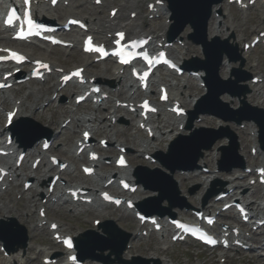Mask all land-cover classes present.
I'll return each instance as SVG.
<instances>
[{"label":"bare ground","instance_id":"1","mask_svg":"<svg viewBox=\"0 0 264 264\" xmlns=\"http://www.w3.org/2000/svg\"><path fill=\"white\" fill-rule=\"evenodd\" d=\"M5 1L6 0H0V4L2 5ZM86 1L88 2V0H86ZM121 2H122V4H119V13L117 14L116 19L111 20V21L108 20V16L107 17H103L102 14L99 13V12H94L92 16H79L80 19L84 20L89 25L90 32L95 34L96 39H99V41H101L102 38H106L109 33H112L114 31H116L117 30V26L123 25L124 28L127 30V32L130 35L137 34V32L142 29V25L144 23V18L142 16V12H141V9H140L141 0H127V1H122L121 0ZM219 7L220 6L214 7L213 10H217ZM126 9H130V13L127 15V17L124 14V11ZM108 12H109V10H108ZM35 13H36L37 16H44L46 14V11H45V9L42 6H36L35 7ZM131 13H136L137 14L136 18L134 20L130 19V14ZM164 15H166L165 12H164ZM261 16H262V18H264V10L261 12ZM217 19L213 16V18H211V20L209 21V24H208V36H209V38H212L213 36H220L222 38L224 37V35L221 34L222 31L218 32V31H215L214 28H213L214 23L216 22ZM113 22L116 24L115 26H113V24H112ZM166 27H167V25H165V24L164 25H159V23L155 22V27L154 28L159 29L161 35L157 34L152 29H148L147 30V34L148 35H153V36L157 35L156 37L158 39H160L163 36V32H164ZM228 29H231V27H228ZM2 34H3L2 39H1L2 41H0V42L5 43L7 45H16V46L21 45V43H13L12 41L7 40L6 39L7 37H6L5 33H2ZM103 35L105 37H102ZM234 43H236V42L234 41ZM0 47H2V46H0ZM178 55H179V56H177L178 61L187 58V55L183 54L182 51ZM180 56H183V57H180ZM190 56L199 57V54L198 53H190ZM246 56H247V53L243 52V58L245 59V61H246V58H247ZM54 67L57 68L58 66L54 65ZM251 67L254 70L257 69L256 66H251ZM220 74H221L222 77H226L227 73H226V65L225 64L222 67V69L220 71ZM89 75H90L89 78H93L94 77L96 79V82L100 81V82L96 83V84H98L100 86L105 83L104 81H106V78L104 77L103 73H96V74H91L90 73ZM256 77L261 78L258 75H256ZM119 78L120 77L118 75H114V77H113L115 82L119 81ZM195 80H197V79H195ZM156 82H160L161 85H166V84L167 85H171V84H169V81L166 79V77H159V78H157ZM246 84L248 85L250 90H251V88L257 87V86H258V89H259V90H256L257 93H255V94H253L251 96V100L247 97V99H246L247 102L249 104L253 105V106L264 108L263 107L264 106V100H263L264 99V92H263L264 89L261 87V85L259 83H257L256 85L252 84V82L246 83ZM57 86L58 85L51 84V85H46V86L44 85V86H42L39 89L30 88L29 89L30 102L27 105L24 102H20L19 105H16V102L20 101V99L17 98L16 101H14V106H17V108H18V113H17L16 119L19 118V117H27V118H33L35 116L39 117V116H43L45 112H49V113H52L51 120H50V122H46L44 120V122L48 123L52 127H55L57 125L56 117L60 116V115H71L72 117L68 116L67 118H72L73 119L75 128L76 127L77 128H82L83 130L85 129L84 126H89V127L94 128V126L96 125L97 122H98L99 125H102L104 128L111 129V127L112 128L116 127V125H115L116 123L113 125L112 121H111L112 113L111 114L107 113V115H105V116H100L102 114L103 110H104L102 108V104L99 105L98 107H95V108H91V107L88 108L90 111H92L94 113L93 115L83 114V115L77 116V114L74 113L72 110H69L66 106H62V105H58L56 108H54L53 107V103H54V100L56 98H58V97H60L62 95L67 96L61 90H57ZM176 87H177V90L184 89V87L181 86L180 84L177 85ZM133 88H134L133 86L130 87L128 92L132 91ZM50 90H52V93L53 92L56 93L57 97L54 100L49 99L47 106L43 108L42 112L41 113H37L40 110V108L37 109V111H35V108L33 109V106L37 105V102H35V101L36 100H40L41 98H44ZM151 93H152V91H150L149 94H151ZM1 94H3V93H1ZM115 94L117 96L121 97V96H123V91H121V90L120 91H116ZM261 94H262V98H263L262 101H260ZM181 95H182V97H184L185 96V91L183 92V94L181 93ZM132 96L133 95H131V97ZM222 100L227 102L226 96H224L222 98ZM9 101H10V98H9ZM192 101H193V99L189 103L190 106L192 104ZM114 105H115V103L113 104L112 109L115 108ZM14 106H12V107H14ZM118 112H120V110H117V113ZM108 117H109V120H108ZM113 117L117 118L116 115H113ZM136 118H137V116H135V119ZM172 121H173L172 124H168L167 121L162 120L160 118H157V122L155 123L157 125V127H154V125H153V127L159 133V138H161V139H159V140L157 139V141L155 143L150 142L148 140L149 138L147 137V133L145 134V137H143V135H141V131H139L138 129H135V132H134L135 137L133 135H129L128 134V139H126V138L122 139L124 141L123 143L127 146V149H129L131 151L136 149V147L138 146L139 149H140V152L143 155L144 154H149V152H157V151L163 152L164 149L161 146V144L169 142L171 139L176 137L178 134H186L187 133L185 130L180 132L179 129L177 128V130H175V132L172 135H169L168 137L165 138V135L161 133L162 129L168 128L170 126H173L174 124H177V127H178L180 124L183 123V119H181L178 122L176 121V119L172 120ZM63 122L64 121H62L61 124ZM204 123H209V124H213L214 125V121H213L212 118L203 117L202 121H201V124H194V128H198L199 125H203ZM114 129L109 131L110 133H112L111 135L104 137L105 139H107L109 141V143L111 145L113 144V138L112 137L116 136L117 138H123V137H125V135L127 134V131H128V129H121L120 131H117V132L114 133L113 132ZM67 130H69V129L66 128L65 130H61L57 135H54L53 136V142L57 143L62 138H63V141L70 142L71 139H72V136H69L67 133H65ZM90 130H92V129H90ZM8 132L9 131H4V133H8ZM235 134L238 137V143H239V146H240V152L239 153H240L241 157L243 158L244 162L246 164L248 162L249 163L250 162L251 163H255L256 162V163H260V165H264V160H262L260 162L257 160L258 154H256V156H252L251 155V152H250L251 147H252L251 146V142H249V140H247L246 138L244 140H242V138L240 137L239 132H236ZM251 138H252V142L255 143L256 142L255 136H251ZM115 149L116 148L113 147L112 149H109L108 151H110L112 153V152L115 151ZM49 150H50V148H49ZM39 153H40V151L37 148H34L33 151H31V153H29V154L27 153V156H30V154H31V155H35L34 157H39L40 156ZM58 154L63 156V158L65 159L64 162H68L69 161V162L75 164V163L86 162L87 161V157L85 155L82 154L81 156H77L73 152L71 153V150H69V149L60 150V151H58ZM217 158H218V154H216L214 156V160L213 161H216ZM138 162H140V160H138V157H137L135 163L133 162L132 165L134 166ZM42 167H44V165ZM36 170L39 171L40 167L37 168ZM108 170H110L111 173H114L115 169L112 168V166H111V168L107 169V171ZM75 173L78 174L77 172H75ZM64 174H68V171L65 172ZM14 175H15V178L25 177V175H23L19 171V169L14 172ZM100 175H102V174H98V176H97L98 179L95 180V184H96L95 186H97V187H99V182H101V180H102L100 178L101 177ZM174 178L178 182V184L180 183V180L184 184L186 182H189V181L190 182L191 181H196V180H194L192 178H185V177H181L180 175H176V174H174ZM210 178H211V176L205 178V181L203 182V186L207 183L208 179L210 180ZM244 178H246V177H244ZM87 179H91V178H87ZM36 183L38 184V182H36ZM17 190H18V185H17L16 181L8 183V191H9L10 195H13L15 193V191H17ZM238 190H241V192H243L238 197L241 200H243V201H248L247 200L248 196L246 194H247L248 190H250V188L248 186H246V185H241V186L238 185L237 187H235V189L233 190V193L231 195L229 194V196L227 198L231 199L232 197L237 195V191ZM27 192L30 195L29 201H28V206H27V213L30 214L29 220L31 221L33 216H35L36 220H37V216L35 215V211L34 212L32 211V209L36 210L38 207L41 206L40 202L37 203L38 202L37 191L30 188ZM90 193H91V196L95 198V195H96L95 194V190H92ZM152 196H153V194H152ZM250 196L252 198L253 197L255 198V201L253 203L252 202L248 203V206L250 207V209H253L255 206H257V199H259V197H260L259 190L256 189L254 191H251L249 197ZM49 199H51V197ZM64 202H67V201L64 200ZM14 204H15L14 200L9 198L6 195V193L0 192V219H8L10 217L17 218L16 215H15L17 210H16V208H14ZM93 207L95 208L94 212L100 217V219L102 221H105L107 219H111L110 218L111 217L110 213L106 214L105 211L103 212V211L99 210L100 206H99V204L97 202L95 203V206H93ZM255 216L256 217H254V220H262V219H264V215L261 216L260 219L257 218L258 214H255ZM127 221H128L129 226L132 229H135V230L139 229L138 223L134 219H131L130 216L127 217ZM36 222H38V220ZM35 228H37L36 225H35ZM96 231H99V230H96ZM59 232L64 234V235H70L69 230L64 228L63 226L60 227V231ZM263 234H264V230H263ZM132 235H133L132 239L136 238V235H134V233ZM135 249H136V246L131 245L130 249L128 250V253L135 252ZM154 251L159 253L161 251V249L156 248V249H154ZM50 253H55V252L53 250H49V251H47V250H39L38 254H43L44 257H47ZM21 254H22V251H19V252L15 253V255H11L9 260H4L3 262H0V264H26V261L23 260ZM62 255L63 254H62V251H61V256ZM61 258L63 259V256ZM154 258H158L156 254L153 255V256L147 257V259H154ZM161 261H162V264L166 263L164 260H161ZM259 262H260L259 260L256 261L257 264ZM185 264H187V262Z\"/></svg>","mask_w":264,"mask_h":264},{"label":"rangeland","instance_id":"2","mask_svg":"<svg viewBox=\"0 0 264 264\" xmlns=\"http://www.w3.org/2000/svg\"><path fill=\"white\" fill-rule=\"evenodd\" d=\"M82 6L84 8H86V10L89 9V7L86 6L85 4H83ZM227 9L232 14V17L230 18V20H226V21H227V23H233L232 26H237L234 36H235V40L237 41L238 44H240V41L242 39L250 40V38L253 35L252 34L253 31L256 30L257 28L258 29H264V25L262 24V22L260 20V11L264 10V6L257 5L254 9H252L249 12V14L247 16H241L240 13L238 11H236L233 7H230V8L227 7ZM81 10L82 9H80L78 11L73 10L72 12H75V13L81 12ZM87 12L89 14H92L88 10H87ZM62 13H63L62 11L58 12V14H62ZM157 22L159 24H161L162 20L159 19V20H157ZM187 32H189V31H185L182 34V36L186 37ZM23 49H25V50L28 49L29 53L37 55V56L38 55L45 56V57H47V59H50L51 61H53V62H55L61 66L68 67V68H71V67L78 65V64H82L86 60L76 50L71 51V52H67V51H64L61 49H50L48 51H43L40 49V47H38L36 49L23 47ZM198 50L199 49H197L193 45H190V47L188 49V54L190 52L191 53H195V52L200 53V51H198ZM185 53H187V52H185ZM249 62H251L252 64H259V69H260V71L263 72L264 71V48H260V47L257 48L251 54V56L248 57V63ZM110 67L111 66L109 63H105L103 65H98L95 68L88 69V71L89 70L100 71L105 75V77L107 76V78L111 79V72L112 71L110 70ZM107 69H108V71H107ZM245 70H247L249 72L251 71L248 68V64H247V67ZM186 84H188L190 86L189 95L191 97L197 96L201 93L200 89L197 87L196 82L192 83L191 81H186ZM29 86L32 88L33 87L40 88L42 85L41 84L39 85L38 83H29ZM23 90H24V88H21V87L18 88V93H20L21 96H23L24 93L26 94V92L25 91L23 92ZM152 90L155 91L156 88L152 87ZM11 93L9 91L7 94L9 96H11ZM13 93H15V92H13ZM49 96H50V92L45 97V99L49 98ZM0 98H1V96H0ZM12 98H14V97H12ZM121 99H123V98H121ZM134 100H135V97H134ZM188 101H189V99H187L185 101V103H186V105H184L185 108H187ZM228 101H229L228 102L229 104H234V103L236 104L237 103L236 100L229 99ZM3 106H4L3 107L4 109H8L11 106V102H6ZM105 107L108 108L109 106L107 105ZM80 112H83V111H80ZM47 116H49V115L47 114ZM118 116L121 117L122 120L124 119V122L122 121L120 123H117L116 129H115L116 131L115 130L114 131L117 132V131H120L121 129H128L125 137L119 138L118 142H121V141H123L122 139H124V138L128 139V134L133 135L132 126L134 123L133 122L127 123V121L125 123V119H129V117H127L122 112L120 114H118ZM60 118H65V116L58 117L57 118L58 122H60ZM162 118H164V120L170 121V118L167 116H163ZM2 119H3L2 113H0V126L2 124ZM61 120H63V119H61ZM37 122L40 123L42 126H46L47 129L49 130V126L44 124V121H42L41 119H38ZM217 122H218V120L215 121V126H217V124H219ZM57 125H58V123H57ZM203 126L204 127L207 126V127L212 128V125H210L209 123H207V125L204 124ZM175 129H176V125L173 127H168L166 129H163L162 131H163V133L166 134L165 136H167V135L171 134ZM97 130L103 132L104 135L107 134V132H108L107 129H103L102 127H99L98 125H96L95 131L97 132ZM73 131H78V129H76V130L72 129L71 132H67L68 135L71 136L72 133H75ZM50 132L56 133L57 130H53V131L50 130ZM104 135H98L97 139L100 137H104ZM72 141H71V143L62 142V141L59 142L58 144H56V147L54 148L53 152L55 154H57V151H59V150L68 149L71 146ZM203 145H205V143H203L202 146ZM161 146L166 150L167 144L163 143V144H161ZM216 147L218 148L219 145H216ZM217 148H216V150H217ZM216 150H214L213 153L212 152L211 153H205L204 152L205 157L203 158V161L200 164L203 168H206L209 171L212 169V167L215 168L216 162H213V157L217 153ZM105 153L110 154L109 152H105ZM134 154L135 153H130V155L128 157L130 162L133 161ZM142 165H147V164L143 163ZM147 166H149V165H147ZM75 168L77 170L76 166H75ZM223 174H226V173H222L220 175H217L216 176L217 179L220 180L221 182H227L229 180L233 182V180H231L230 175L225 177L226 175H223ZM181 176H183V175H181ZM197 176H199V175H194V173H185L184 177L193 178L196 181H191V182L189 181V182H186L185 184H183L182 186L180 185V187H178L180 192L181 191L183 192V194L181 193V195L185 197L186 202L188 204L194 206V207L199 206V200H198L199 195L203 191L202 184H203L204 178L203 177L201 178V176L200 177H197ZM205 176H209V175H205ZM75 180L80 181L79 178H75ZM195 187H198V189L193 194H189L188 191L195 188ZM249 193L250 192H248V194ZM148 194H150V192L145 191L144 194L138 193V196H140L139 198H142ZM261 195H263V194L261 193ZM81 209L84 210V208H81ZM70 210H71V207L66 206L62 209L56 210V212L50 211V214H49L50 219L58 220L65 227H71V228H74L76 230L79 229L82 232L86 229H91L90 219L94 218V214L92 212L82 213V212H79L80 210L76 209V211L74 210V212L69 213ZM87 210L92 211L90 209H87ZM175 211L177 213L184 214V212H178V210H175ZM111 213H112V217L117 220V224L121 229H123L126 232H134L127 222V219H126L127 214L124 211L118 210V211H112ZM18 216H21L19 219V222L22 225H25L26 221L28 220L25 216V210H22L21 213L18 214ZM25 226L30 227V224L25 225ZM256 237H261L260 232H257ZM38 244H43L44 247H47L48 245L51 244L50 236L49 235L45 236L44 234L39 232L36 235V244H32V246L37 247ZM133 244L137 245L136 246V252H134L131 255L130 254L127 255L126 257L128 259L130 258L129 256H134V257L138 256L140 258H146L147 256H149L151 254H155L154 249L159 248V249H161V251L158 253L159 255L158 254L157 255L163 256V257L166 256V258H170L172 264H185V262H187V264H218L217 263V260H218L217 259V253L218 252H216V251L212 252V251L206 250V249H204V248H202V247H200L194 243H186L183 245H179V244L173 245V244L169 243L168 238L164 239V243H161L160 240H157L156 236H150L148 238L141 239V241H139L137 244H135V242ZM166 245L169 246V248L167 250H165ZM57 248H59V247H57ZM242 253H243L242 251H239L236 253L230 252L229 255L232 257V260L228 261L226 264H257L256 263L257 260L260 261L258 264H264V258L260 254H255V253L251 254L249 252H247V254H242ZM29 259L31 261H35V253L34 252H30ZM97 262L94 261L93 263H97ZM37 263L38 264L40 263L39 260H37Z\"/></svg>","mask_w":264,"mask_h":264},{"label":"water","instance_id":"3","mask_svg":"<svg viewBox=\"0 0 264 264\" xmlns=\"http://www.w3.org/2000/svg\"><path fill=\"white\" fill-rule=\"evenodd\" d=\"M220 0H169V4L170 7L172 9V13L174 18L176 19V21L182 23V24H189L194 30H195V34L193 36H191L190 38L196 42H200L204 48L206 49V61L205 62H200V67L204 68L205 70L208 71V68L212 69V72L214 73L212 76L210 75L207 79V85L210 91V95L213 92V88H214V80L216 79V73H217V69L220 65L221 62V57L223 53H226L229 58L232 55V50H230L229 46L227 45V42L224 43H220V42H216L213 43L212 45H207L205 42V31H206V23L209 17V13H210V9L214 4H217V2ZM200 36L199 39H197V36ZM221 46V48H217L215 51V47L216 46ZM212 48V49H211ZM246 78V77H245ZM218 83H220V87L221 86H225L224 90H227L228 87H233L234 84L237 81H234V83L231 82H227V86L225 84H221L222 82L217 80ZM217 97V95L215 96V98ZM208 98V97H207ZM198 111L204 112L205 109L202 108V103L199 102L198 104ZM261 129L264 131V126H261ZM181 140H185V138H181ZM182 145V144H180ZM185 150L183 151L182 155H186L190 152L194 151V146L195 144H185ZM234 144L232 145L231 148H223L222 151L223 153H225L226 151H232L233 153L237 150V147L234 146ZM236 153V152H235ZM197 157H195L192 166H195V161L197 160ZM166 166L173 171L174 169H180L183 168L182 165H172L171 163H167L165 162ZM161 179V178H160ZM160 185L162 187H155L159 193H160V197H159V202L162 201L164 198H166L167 200L171 201L173 198H175L177 196V192L176 190L173 188V184L171 183L170 180H167V178H163L160 180ZM172 207V204H170V206L167 208V212H170V209ZM141 210L145 213H151L153 211H149L145 208H141ZM93 235V234H92ZM1 237V236H0ZM6 243L9 244V240L1 237ZM128 237H126L121 244L120 247V251L117 253V259L120 260L119 255L121 254V250H123L124 245L127 241ZM106 264H111V262H109V260L106 261Z\"/></svg>","mask_w":264,"mask_h":264},{"label":"snow or ice","instance_id":"4","mask_svg":"<svg viewBox=\"0 0 264 264\" xmlns=\"http://www.w3.org/2000/svg\"><path fill=\"white\" fill-rule=\"evenodd\" d=\"M6 22H8V23H10V20L9 21H6ZM94 50H96V51H101V49H99V48H97V49H94ZM17 59H19V57H17ZM85 135H87V134H85ZM87 171V170H86ZM55 227V226H54ZM70 246V245H69Z\"/></svg>","mask_w":264,"mask_h":264}]
</instances>
